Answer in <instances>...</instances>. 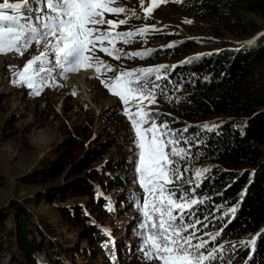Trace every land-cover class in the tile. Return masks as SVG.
Returning <instances> with one entry per match:
<instances>
[{"label":"trees","instance_id":"obj_1","mask_svg":"<svg viewBox=\"0 0 264 264\" xmlns=\"http://www.w3.org/2000/svg\"><path fill=\"white\" fill-rule=\"evenodd\" d=\"M179 11L207 20L214 37L226 34L236 41L175 63L159 79L154 94L171 113L160 115L161 120L181 130L188 141L183 167H177L180 175L187 176L183 170L191 165L211 164L195 184L184 187L202 201L191 207V217L210 223L219 233L217 243L223 245L218 254L223 259L206 264H264V0H187ZM146 38L163 46L134 51L142 54L135 55L139 60L182 58L197 44H215L190 39L165 44L171 40L168 34ZM212 117L222 119L205 128L204 122ZM108 143L98 142L75 159L53 162L18 178L19 184L43 191L0 212L4 220L0 246L6 245L15 264H39V255L44 264L74 262V249L59 241L55 227L33 212L42 202L50 204L58 223L78 227L79 237L92 238L116 262L118 242L103 226L118 211L104 193L126 187L128 181L111 178L108 171L132 174L137 157L130 152V143H116L117 149L122 148L118 157L101 165L98 161L114 145ZM3 183L0 173V187ZM134 198L127 196L130 201ZM253 237L254 250L248 243Z\"/></svg>","mask_w":264,"mask_h":264},{"label":"rangeland","instance_id":"obj_2","mask_svg":"<svg viewBox=\"0 0 264 264\" xmlns=\"http://www.w3.org/2000/svg\"><path fill=\"white\" fill-rule=\"evenodd\" d=\"M9 2H19V0H9ZM186 2L187 0H179V2L143 0L142 4L141 0H115L110 6L123 7L126 11L121 14L105 12V20L114 22L126 20L125 24H118L111 30L113 33L132 32L133 35L127 38L115 37L112 44L105 42V47L110 50L114 47L116 50L114 56L106 55L99 48L96 49V55L101 58L106 67H101L99 73L95 71V67L99 65L87 69L92 71V77L88 79L87 97L79 89L67 85L70 74L61 75L62 70L59 68L51 74L34 75L32 71L27 73L40 90L39 95H35L34 89L27 87L26 84L13 82L19 79L17 74L23 71L28 61L37 56L40 51H46L41 46L33 43L22 54L16 51L0 53V173L4 178L3 186L0 187V212L5 208L9 209L14 201L21 204L26 200H31L35 193L43 191L41 187L19 184L17 181L19 177L26 175L32 169L43 168L53 162L75 159L87 147H97L98 142L108 141V145L114 144L98 161L101 165H106L109 160L113 161L118 157L122 148L117 149L116 143L121 145L130 143L133 148L130 152H134L138 164L139 149L134 144L135 130L129 115L125 114V109L137 120L142 118L144 112L149 113V118H146L147 122L141 124V133L146 141L150 140L153 134L145 130L152 127L154 123L158 127L157 136L160 133H168L163 139L177 141L175 145L165 148L166 152H170L171 147L185 150L188 143H185L187 139L181 135V130L161 120L160 115L171 114L165 105L156 100L154 103H149L148 99H143L136 93L126 96L127 103L125 104L113 95L109 88H112L116 77L121 73H132L131 77H122L123 79H147L158 85L159 79L165 76L167 69L183 58L236 42L226 34L214 37L209 31L210 23L207 20L189 13H181L179 8ZM147 8H151L150 14L145 13ZM186 21H191V23ZM103 28L109 29L111 26L105 24ZM144 28H147V31L140 34L138 30ZM154 34H168L171 40L165 44L181 39L196 42L207 40L215 44L205 46L197 44L182 58L170 60L165 58L157 61L139 60L135 55H131L134 51L161 48L162 43H153L146 38ZM48 58L53 59L51 53ZM146 69H152V71L142 74V70ZM105 83L109 85V88L104 86ZM116 90L113 88V91ZM153 93L155 94V89ZM221 119V117L209 118L203 126L213 127ZM161 125L167 127H160ZM262 149L264 150V147ZM170 158L177 161V167L182 160L180 157ZM180 165L182 168V163ZM210 166L208 162L191 165L187 168V176L182 175V180H174L170 183L159 180L157 183L164 186L163 196L165 198L168 197L169 192H172L175 193L172 196L173 200L186 205L183 212L173 205V214L177 216L180 225L185 227L190 224L194 225V227H189L187 233L184 234L194 232L199 240L194 239L193 244L201 240L207 241L205 249L200 251L207 255L208 252L216 249L218 256L221 248L216 241V232L211 229L210 223L191 217L190 211L193 205L190 207L188 205L191 200L196 199L184 188L191 183L195 184L200 178L196 175L197 170L207 169ZM180 174V171L176 173L178 176ZM108 175L111 178L117 177L128 181L126 187L104 193L105 198L111 202L114 200L112 204L118 211L115 218L108 220L103 226L110 237L118 242L116 262L110 261L101 246L93 243L92 238L79 237L78 227L58 223V218L49 207L50 204L42 202L32 210L55 227L59 241L74 249L75 263L73 264H156L155 261H146L139 250L142 244L140 233L147 232V229L141 228V224L145 223V211L154 217L158 215L152 208V194L141 187L139 173L136 169L132 174L110 170ZM58 182L59 180L51 183V186ZM148 187L151 188V184ZM133 194L135 198L132 201L127 199V196ZM156 199L158 201L160 197L157 196ZM145 204L148 205L147 208L144 207ZM165 204H167L166 199ZM181 216L183 219H180ZM197 220L200 223H196ZM3 222L4 220H0V223ZM38 262L39 264L45 263L42 255L38 256ZM0 264H15L11 259L9 249L3 243L0 246Z\"/></svg>","mask_w":264,"mask_h":264},{"label":"snow or ice","instance_id":"obj_3","mask_svg":"<svg viewBox=\"0 0 264 264\" xmlns=\"http://www.w3.org/2000/svg\"><path fill=\"white\" fill-rule=\"evenodd\" d=\"M114 2L115 0H19V2L3 0L0 2V53L16 51L22 54L33 43L46 49L28 61L23 71L17 74L19 79L13 82L26 84L27 87L34 89L35 95H39L40 90L36 87L33 78L27 75L29 71H32L34 75L51 74L59 68L62 70L60 74L63 75L69 72L78 73L81 70L99 65L95 67V71L99 73L101 67H106V65L96 55V49L99 48L106 55L114 56L116 50L114 47L111 50L105 47V42L112 44L115 37L127 38L133 35L132 32L113 33L111 30L118 24H125L126 20H119L118 22L105 20V12L121 14L126 11L123 7L110 6ZM173 2H179V0H173ZM141 3L143 4V0ZM150 12L151 8L145 9L146 14H150ZM186 22L191 23V21ZM105 24L111 28L104 29L103 25ZM138 31L143 34L147 28ZM251 43L253 41H249V44ZM49 53L53 59L48 58ZM131 55L142 54L133 53ZM108 70L111 71V69ZM151 71L152 69L142 70V74ZM131 76L132 73H121L116 77V82L112 88H109L107 83L104 86L109 88V91H112V94L125 104L127 103L126 96L133 93L138 94L143 99H148L149 103H154L153 90L158 85L147 79L122 78ZM101 82L104 83V81ZM113 88L117 90L113 91ZM125 114L129 115L135 130L136 140H134V144L139 149L136 172L139 173L140 185L152 194V208L158 214L154 217L147 211L144 213L145 223L141 224V228L147 229V232L140 233L142 244L139 250L143 253L145 260L148 262L155 261L156 264H205L206 261L223 259L222 256L216 255V249L208 252L207 255L201 252V249H205L207 241L201 240L193 244L194 239L199 240L194 232L184 234L187 233L189 227H194V225L190 224L186 227L180 225L177 216L173 214V205L181 212L184 211L186 205L177 203L172 199L175 193L169 192L168 197L165 198L163 196L164 186L157 183L159 180L170 183L174 180L183 179L182 175H176L179 171L176 166L177 161L170 157L184 159L182 153L185 150L171 147L170 152H166L165 148L175 145L177 141L163 139L168 133H160L157 136L158 127L154 123L152 127L145 130L153 134L151 139L145 140L141 133V124L147 122L146 118H149V113L144 112L139 120L129 114L127 109H125ZM160 127L167 126L161 125ZM184 171L186 172L187 169ZM208 171L210 169L197 170L196 175L201 176ZM149 184H151V188L148 187ZM157 196L160 197L158 201ZM165 199L167 204H165ZM197 203H202V201L193 199L188 206ZM144 207L147 208L148 205L145 204ZM230 211L235 213L236 209L232 208ZM180 219L183 217L181 216ZM196 223H200V221L197 220ZM260 235L258 234V236ZM248 243L254 250L257 238L253 237ZM220 248L223 249V245Z\"/></svg>","mask_w":264,"mask_h":264},{"label":"bare ground","instance_id":"obj_4","mask_svg":"<svg viewBox=\"0 0 264 264\" xmlns=\"http://www.w3.org/2000/svg\"><path fill=\"white\" fill-rule=\"evenodd\" d=\"M70 74V80L67 83V85H70V87L79 89L84 95L86 94V97L88 96V79L92 77V71L90 70H81L78 73H71Z\"/></svg>","mask_w":264,"mask_h":264}]
</instances>
